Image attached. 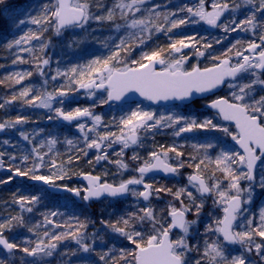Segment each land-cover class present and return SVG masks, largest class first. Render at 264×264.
<instances>
[{
	"label": "snow or ice",
	"instance_id": "obj_1",
	"mask_svg": "<svg viewBox=\"0 0 264 264\" xmlns=\"http://www.w3.org/2000/svg\"><path fill=\"white\" fill-rule=\"evenodd\" d=\"M2 2L3 0H0V3ZM147 4L148 0H117L111 8L105 9L106 15L94 14L88 0H55L54 3L45 5L41 9L39 17H32L30 21L32 24L40 25L41 32L48 31L46 25L50 23L54 26L57 35L69 27L83 28L93 20L115 23L117 13H119V18L124 21L123 27L128 31L127 37L120 39L112 54L107 58L93 59L83 67L73 66L64 72L57 70L56 76H53L52 79L64 76L70 87L88 90L92 96H95L97 91L104 90L106 98L101 99L100 104L122 101L129 93H138L147 101L159 103L169 100H190L194 94L214 92L221 86L234 89L229 97H219L208 102L206 107L214 110L212 115L201 120L182 114L157 115L153 110L137 107L120 118L118 135L113 131L101 133L99 128L102 124V117L89 108L77 107L74 110L65 111L63 108L64 97L68 96L69 90L63 87L35 95H32L31 87H25L18 95L12 97V101L20 99L27 105L54 111L56 118L63 121L69 123L77 121L76 126L83 134L84 140V147L79 148L78 151L87 156L88 150H96V162L109 160L107 149L112 148L114 144L121 146L120 152L116 155L122 157L124 150L142 144L141 132L146 135H155L163 129H172L173 135L176 137L195 131L221 132L230 137L242 150L237 151L225 147L221 148L218 154L213 157L208 154L210 149L216 147L213 143L193 144L192 148L197 152L202 151L203 155H191L186 161L185 153L178 150V147L182 146L174 144L165 147L161 145L159 151H150L147 159H142L134 153L131 159L133 161L140 160L135 168L138 175L126 180L122 179L118 184L102 181L99 175L85 173L82 174L87 180L85 188H72L65 185L66 190L76 196H81L83 192L82 199L84 201L128 195L143 201H150L154 194L159 197L160 194L167 193L173 197L174 201L178 202L179 206L176 203L168 205L166 218L163 214L158 217L156 210L146 205L138 212L129 213L114 222L103 221L102 223L113 233L118 234L119 237L132 245L131 248H120L119 257L109 256L107 253L100 255V260L105 264H205V261L206 264H251L243 255H226L221 241L227 244L243 245L248 252L253 250L254 245L256 253L264 259V209L260 211L258 225H253L252 219L244 217L245 230H237L241 227L237 224V220L243 212L242 193L248 192L250 202L252 191L251 187L242 189L240 181L247 180L251 185L256 180L257 162L261 163L262 171H264V95H256L257 86H260L261 91H264V0H245V4L252 5L254 9H250L251 14L243 20L233 19L224 23L221 22V17L226 11H229L227 2L212 3L211 11H209L205 7V0H199V5L195 8L186 7L178 10L186 11L189 14L185 18H176L177 12L167 14L156 12L155 9L159 5L146 7ZM240 7L241 5L236 4L231 10L235 11ZM9 18L11 19V17ZM201 22L212 27H223L225 32L251 31L255 33L259 28L261 30L259 43L252 41L243 51L236 50L234 53L235 63L232 62L231 57H228L227 52L222 54L226 57L223 59L221 56L209 53L210 58L214 61L211 67L193 66L191 70H186L184 67L188 57L183 54V49L193 47L194 37L173 40L168 45L170 59H165L161 55L164 51L162 48L142 52L139 59L126 60L120 56L121 51H124L126 56L129 54L134 41H138L137 46L145 44L146 41L141 36L143 33H147L150 39L153 30L171 33L173 29L182 25ZM18 23L23 24L25 21L19 20ZM115 26L117 29L122 27L120 24H115ZM33 40L40 41L41 36L29 30L9 43L8 47H16L21 51L30 52L32 49L21 48V46L30 44ZM220 42L216 41V43ZM240 43L241 41L237 40L228 49V52H232ZM41 47L46 48L47 45L42 43ZM202 47L210 49L212 44L207 43ZM245 52L250 55H245ZM196 54L204 56L205 52L197 49ZM21 62L26 61L21 60ZM42 63L48 65L49 60L43 59ZM157 65L162 67L157 70ZM249 73L255 78L247 83L242 85L226 83L229 80L236 81L242 75ZM40 74L43 75L42 70ZM31 75V72H18L11 78L20 84ZM54 102L60 104L61 107L53 108ZM2 107L4 105L0 104V108ZM48 118L51 120L53 117L49 116ZM81 118H90L91 127H87L85 123H79ZM220 121L234 124V130H230ZM26 122H28L27 117L18 116L14 121L0 123V131ZM89 133H95V136L91 137ZM21 135L26 141L30 139L28 134L21 132ZM56 143V139L47 141L49 152L52 151V147ZM66 143L73 145L74 142L69 139L66 140ZM170 153H173L174 157L169 156ZM3 155L0 153V156ZM46 155L47 153L42 154L38 148H33L30 155L20 157V162L24 167L13 165L11 170L15 176L28 177L46 185L55 186L56 181L64 180L66 176L71 179L63 164L58 166L56 160L50 157L45 160ZM11 159L14 161L16 157L12 156ZM75 159L78 160L79 156H76ZM170 160H175V163H170ZM72 162L73 157L70 156L68 163ZM91 162L89 160V163ZM111 162L118 165L122 171L129 170V164L123 159ZM46 165L50 170L48 175L42 174L40 171ZM0 166H3L2 163ZM185 167L195 168V172L188 176L192 190H189L187 186L177 188L176 191L166 187L154 188L153 184L147 183L145 180V177L152 172L161 171L167 175H178L180 169ZM53 169L55 171H52ZM204 172L207 173V176L203 174ZM8 179L11 180L12 177L10 176ZM6 182L0 181V183ZM259 183L260 187L264 189V176H261ZM133 186H142L143 190L138 191ZM206 198H212V203L223 213L222 217L214 219L213 223L205 226V233L211 232L217 235V239L210 243L205 241L200 259H190V253L193 250L199 251V248L197 246L194 249L189 243V235L199 222L205 208ZM39 199L38 196H21L15 200V203L21 206L22 211L32 212V207H25V205H35ZM185 199L187 203H185ZM50 215L55 216L56 213L53 212ZM189 215L194 219H188ZM44 219L46 223H52L47 216ZM23 223V216H12L0 222V248L7 250L8 253L20 251L26 257L34 258L28 264H38V260L52 257L57 252L59 242L68 237L74 239L83 252L94 251L91 244L87 242L86 223H80L79 227L59 234H50L45 231L43 236L31 247L17 244L5 236L6 231L10 232L14 227L23 225ZM143 225H149L151 230L141 227ZM81 229L85 231L82 232ZM29 230L31 231V229ZM176 230H179L180 235L175 234ZM256 236L261 238L259 243L254 241ZM26 243L32 242L27 241ZM72 254L75 255V253ZM0 264H5V262L0 260Z\"/></svg>",
	"mask_w": 264,
	"mask_h": 264
},
{
	"label": "trees",
	"instance_id": "obj_2",
	"mask_svg": "<svg viewBox=\"0 0 264 264\" xmlns=\"http://www.w3.org/2000/svg\"><path fill=\"white\" fill-rule=\"evenodd\" d=\"M54 2L55 0H3V2L0 3V104L4 105V107L0 108V123L10 120L14 121L18 116L27 117L28 121L30 120L32 122L39 118L36 113H41V111L37 109V107L27 105L20 99L12 101V97L18 95L25 87H31L33 89L32 95L44 92L45 83L48 81V73H54L55 65L52 63L55 58H59V62H64L66 64L67 71L73 66L83 67L93 59H104L111 55L107 53L106 50H103L102 47L101 49H95L93 51L77 52L72 46L69 47L65 42L56 45L55 40H53V30L41 32L40 25H35L30 22L32 17H39L41 9L45 5ZM88 2L92 5L93 13L98 15H106L105 9L113 6L111 0H88ZM189 2L190 0H151L150 2L148 0L146 7L159 5V7L155 9L156 12L162 14L177 12L176 18H185L189 14L186 11L178 10L190 7ZM145 15H147V13H145ZM9 17H11V19ZM19 20H24L25 23L20 24L18 23ZM99 23L100 26L105 24V29H108L110 24L115 25L117 23L122 25L121 23H123V20L119 18V13H117L115 24L108 21ZM29 30L41 36L40 41L33 40L30 44L21 46V48H30L32 51L27 52L21 51L20 48L8 47L9 43L14 39H18ZM106 31V33H101V38H110L113 41V38H115L113 33L108 30ZM120 33L121 30L119 35ZM193 35L196 39L201 40L205 44L211 43L212 46H216V41L219 40L221 41L219 46H223L225 49L235 44L237 41H234L232 34L222 38L216 36L217 32L208 33L202 27V23H198L182 25L179 28L173 29L171 33L163 32V34L153 39V43L161 44L160 46L166 48L172 42L171 36L180 39ZM240 41L241 43L238 44L237 47L241 49L240 51H243L247 39ZM42 43L46 44L47 47L42 48ZM112 49L114 50L115 47ZM210 49L202 47V51L205 50L206 56L204 60L198 63L199 66L205 67L214 63L209 53L216 54L211 52ZM112 51L109 52L111 53ZM143 51L144 49L141 48L140 51L137 52L139 54L138 57L141 56ZM148 52H150V49H148ZM227 53L228 57H233L234 55L232 52ZM123 54L126 53L123 51L122 55ZM222 54L223 53H219V55L216 56H221L222 58L224 57ZM18 57L21 59H17ZM43 59H48L49 64L43 65ZM21 60L26 62H21ZM38 65L39 67H37ZM41 70L43 71V75L40 74ZM18 72H31L32 75L26 77L22 83L17 84L15 79L11 77H14V74ZM63 78L62 76L61 80ZM53 86L54 90L61 87L68 89L69 94L74 93L75 90L74 86L70 87L67 79L65 83L61 85L54 83ZM7 101L12 102L6 103ZM57 105L58 103L55 104V106ZM42 114L43 116L40 117L42 120L38 124L41 130L44 126L47 127V123L45 124L42 122L46 120V114ZM20 125L21 124L0 131V153L4 154L0 156V163L3 165L0 166V181H7L6 183H0V222L12 216H23L24 221L23 225H17L10 232L6 231L5 236L17 244L31 247L43 236L45 231L50 234H59L62 232H69L79 227L80 223H86V232L88 234L87 242L91 244L94 251L89 253L83 252L76 241L68 237L59 242L57 252L52 257H44L38 260V264H105L104 261L100 260V255L107 253L109 256L116 255L119 257V249L122 247L127 248L129 243L122 237H116L102 222H114L123 216H127L129 213L138 212L142 206V200L128 195L117 199L106 198L93 201L92 203H79L69 194H53L44 186L29 183L30 178L28 177L15 176L14 172L11 170L13 165L24 167L20 162V157L30 155L33 148H38L41 153L45 150L39 147L41 144L44 145V143L32 139L29 134L30 139L27 141L24 140L19 131L21 130ZM71 127L72 126H69L68 128ZM66 129L67 128H65V130ZM64 135L65 140H73V145L61 147L60 150L56 152L58 155L54 154L57 158L53 155V151L49 152V154L46 155V159L48 160L50 157L58 162L59 160H64L71 156L73 157L72 163L76 173L78 172L81 174V172H89L96 174L98 171L86 164L88 155L84 156L83 153L78 151L79 148L84 147L83 134H78L77 131L68 129L64 132ZM45 137L47 136L44 135V138ZM54 137L57 141L60 140L58 135ZM5 141H7V143H5ZM180 150L186 154L189 148L181 147ZM12 156H15L16 160L13 161L11 159ZM76 156H79L78 160L75 159ZM30 164L31 160L29 161V166ZM109 165L113 168L115 163L111 162ZM10 176L12 177L11 180L8 179ZM113 176L114 181L120 182L122 179H127L130 175L128 176L126 173L120 171L119 174L116 173V175ZM70 177L71 179L65 178L64 181H56V185H67L68 187L80 189L84 188L83 183H81L76 175H70ZM21 196H38L40 198L39 202L35 205H25V207H32V212L22 211L21 206L15 203V200ZM95 204L96 206H93ZM159 204H157V206ZM53 212L56 213L55 216L50 215ZM156 212L158 217L163 214L166 218L167 206L160 204ZM45 216H47L52 223H46L44 219ZM29 229H31V231ZM81 231L83 232L85 230L81 229ZM27 241H31L32 243H26ZM72 253H75V255ZM33 259L32 257H26L25 254L20 251L6 253L3 249H0V260H3L5 264H28V262Z\"/></svg>",
	"mask_w": 264,
	"mask_h": 264
},
{
	"label": "rangeland",
	"instance_id": "obj_3",
	"mask_svg": "<svg viewBox=\"0 0 264 264\" xmlns=\"http://www.w3.org/2000/svg\"><path fill=\"white\" fill-rule=\"evenodd\" d=\"M150 1L151 0H149V2ZM116 2H117V0H111L112 5H114V3H116ZM216 2H220V3L227 2L229 4V11H226L223 14L222 23L229 22L233 19H235L237 21L243 20L246 16L251 14L250 9L254 10L252 8V5H246L245 4V0H208V1L205 0V7L209 11H211V4L216 3ZM189 3H190V7L195 8L199 5V0H190ZM236 4L241 5V7L239 9H236L235 11H232L231 9ZM123 23H124V21H123ZM123 23H121V24L123 25ZM201 23H202V27L204 28L205 23H203V22H201ZM46 26L48 27V30H53V33H54L53 40H55L56 45L63 44L62 42H65L69 47L72 46L75 49V51H77V52L78 51L88 52V51H93L95 49H101V47H102V49L106 50L107 53L112 54V52L110 53L109 51L113 50L112 48L115 47V45L119 43L120 39L125 38L128 35V31L126 29H124L123 26L121 28L117 29L115 25L110 24V27L108 29H105V24H102L100 26V23L95 21V20L90 21V23L88 25H85L83 28L71 27V28H68L66 30H63L59 35H57V33L55 32L54 26L51 23L49 25H46ZM106 30L113 33V35L115 37V38H113V41L110 38H107V39L101 38V35H102L101 33L102 32L106 33L107 32ZM120 30H121V33L119 35ZM218 30L219 31L217 32V35H216L218 37L225 38V37H228L229 35L232 34L234 41L247 39V43H246L244 48H246V46L249 42H252V41L256 42L257 40H259V36L261 34V30L259 28L257 29V31L255 33L251 32V31H249V32H243V31L225 32L223 30V27H219ZM161 34H163V32H156L155 30H153L150 39L148 38L147 33L141 34V36L145 39L146 43L143 45L137 46L138 41H134L133 45H132V49L129 50V54L127 56H126V54L122 55L123 51H121L120 56L122 58H125L126 60L139 59L140 57H138L139 54L137 52L140 51L141 48L144 49L143 52H148V49H150V51H152V50H157V49L162 48V49H164V51H163V53H161V55L165 59H170L171 58L170 57V50L168 49V47L164 48V47L160 46L161 44L153 43V41H154L153 39L156 38V36L158 37V35H161ZM190 37L195 38L192 41L193 47L183 49V54L186 57H188L185 65H184L186 70H190L193 66L198 65V63H200L202 60H204L205 56H206L205 50H203V52H205L204 56H199L196 54L197 49L202 51V45H204L205 43L199 39H196V37L194 35L190 36ZM176 39H178V38L175 36H171V41L176 40ZM219 45L220 44L217 43L216 46H212L213 49L212 48L210 49L211 52L215 53L216 55H219V53L228 52V49L232 47V45H231L225 49V48H223V46H219ZM54 48H55V46H54ZM236 50H241V49L236 47V49H233L232 53H235ZM212 55H214V54H212ZM232 60L234 63L236 62L235 55H233ZM52 64L55 65L54 66L55 67L54 73L53 74L48 73V76H47L48 81L45 83L44 92L53 91L54 90L53 89L54 83L61 85V84L66 82V78L64 76H63L64 78L62 80H61L62 76L57 77L55 80L52 79L53 76H56L57 70H59L61 72L66 71V64L64 62H59V58H55L53 60ZM254 78L255 77L252 76L250 73L244 74L237 81L230 82V83H234L236 85H242L244 83L249 82L250 80H252ZM233 90L234 89H232V88L226 87L224 90L225 95L229 97ZM256 95L257 96L264 95L263 91H261V89H260V86H257V88H256ZM104 98H106L105 91L102 93H96L95 96H92V95H90L89 92L78 93V92H76V88H75L74 93L68 94V96L64 97L63 108L65 111L74 110L77 107L82 108V109L83 108H89L95 114L100 115L102 117V124L99 128V131L101 133L106 132V131H113V132H116L118 135H119L118 122H119L120 118L123 116H126L130 111L135 110V108H137V107L144 108L145 110H153L157 113V115H160V114H165V115L182 114V115H185L186 117L196 118V119H201V120L206 117L204 115L198 117L197 115L185 113V112L190 111V109L182 110L181 107H173V106L172 107H165V108L152 107V106H149L145 102H138V103H131V104L127 103V104H123V105L100 104V100L104 99ZM55 104H56V102H54L53 108L61 107L60 104H58L57 106H55ZM102 106H104V107H102ZM37 109H39L41 111V113L40 112L36 113L39 118H37L36 121H34V122L29 120L28 122L21 124L20 125L21 130H19V131H20V133L23 132L25 134H29L32 139H35L38 142L44 143L43 146H41L42 144L39 146V147H41V149H45L44 152H42V154H44V153L49 154L47 141L50 139H56L54 136L58 135L60 140L57 141V143L52 147L53 155L54 154L57 155L56 152L58 150H60L61 147L68 145L66 143V140H65L64 132H66L68 129L69 130L70 129L75 130L78 132V134L81 132L79 131V129L76 126L77 123H76V125H72L71 128H68V126H65L62 124L60 118H56V114L54 111H51V110L46 109V108H40V107H37ZM42 113L46 114V120L42 121V122H44L45 124L47 123V127L44 126V128H42V130H41L40 127L38 126V124L42 120L40 118L43 116ZM49 116H51L53 118L50 120L48 118ZM79 123H85L87 127H91V125H92V121L90 118H88L84 122H79ZM227 126L229 127L230 130H233L230 125L227 124ZM65 128H67V129L65 130ZM44 135L47 137L44 138ZM89 135L91 137H94L95 133H89ZM221 135L225 136V134L218 132L217 135L208 134V136H202V137H200L201 135L196 134V133H193V134L192 133H185L180 137H176L173 135L172 129H163L160 132L156 133L155 135H152V134L146 135L145 133L141 132V137H142V141H143L142 144L132 146V147H129L128 149L124 150V154L122 157L116 155V153L120 152L121 146L119 144H114L112 148L107 149V152L110 155L109 160H101L99 162H96L95 155L97 153H96V150L93 149V150L88 151V156H87L88 160H87L86 164L90 165V167L92 169L98 170V172L96 174L103 176V178H105V180L107 182L118 184L119 182L118 181L116 182L113 179L114 178L113 175H116V172L114 170L116 169L117 172L121 171L122 173H128L130 170H128L127 172L122 171L121 169H119L118 165H116V164H115V166H113V168H111V166L109 164H111V161H113V160L123 159L125 162H127L126 160H129V162H127V163L129 164V167H131L133 164L132 163L133 160L131 159V157L133 156L134 153L138 154V156L142 159H145V158L147 159L148 153L150 151H153V150L159 151L161 145H163L165 147H169V146H172L175 144L177 146H182V147H190V146L192 147L193 144L205 143L207 140H209L211 142L212 140H214V136L215 137L218 136V138H219ZM220 138L222 139L223 142H227V143H229L230 146H232L231 143L229 142L230 137L225 136V137H220ZM180 148L181 147H178V150H180ZM41 151H43V150H41ZM169 156L174 157V154L170 153ZM114 157H117V158H114ZM59 159H61V158H59ZM68 159H69V157L65 158L64 160H59L57 162V165L60 166L61 164H63L67 170L68 176L76 175L79 179L80 173H78V172L76 173L75 169L73 168V163L69 164ZM45 160H47L46 156H45ZM89 160H91L92 162L89 163ZM173 161H175V160H173ZM40 171L42 174H45V175L50 174V170H49L47 165L44 168H42ZM52 171H55V170L53 169ZM81 173H85V172H81ZM256 173H257V179L253 184L250 185L249 183H247L246 180H242V182H244L245 185H243V186L241 185V188L242 189H248L249 187H251L252 191H251L250 202H249L248 192L244 191L242 193V196L244 197V200H245V207L243 209L241 217L238 219L239 223H237V224L241 225V227H242V224L244 225V217H247V218L253 220L254 216H255L256 219H254L253 221L256 220L259 223L260 211L262 209H264V189H262L260 187V183H259L261 176H264V171H262L261 163H260ZM182 174H183V172L180 169V173L177 175V177L180 178ZM217 175H219V174H217ZM66 178H67V176H66ZM221 179H222V177H221ZM64 180H60V181H64ZM186 182H188V181H186ZM225 183H227V181H225ZM83 186H84V184H83ZM186 186L189 187V190H192L190 185H189V182L186 183ZM133 187H135L137 190L136 186H133ZM259 194H260V196L262 195L263 197H262V199H260V206H257L258 208L256 209V213L253 215V211H252L253 210V204H255L256 199L259 196ZM157 199L163 200V197L160 196ZM175 203L177 204V206H179V204L177 202H175ZM146 205L151 206L149 203L143 202L142 206L140 208H143ZM93 206H96V204ZM210 208H211V211L201 213V216H200V219H199V222L197 223V225L199 223H202L205 225L211 224V223H213L214 219L222 217V215H223L222 210L220 208L216 207L212 203V199H211V207ZM191 219H194V217L192 216L190 218V220ZM143 227L147 228L149 231L151 230L149 225L148 226L143 225ZM241 227L239 229H241ZM110 231H111V229H110ZM113 234L116 237L118 236V234H115V233H113ZM203 237H204V239L207 238V241L209 243L217 239V235H214L211 232L205 233V231H204ZM260 241H261V238L259 241H255V243H259ZM130 245L131 244L127 245V248H131L132 245L131 246ZM204 245H205V243L202 241V244H200L198 246L199 250H203ZM236 250L237 249H233L231 251V250L225 249V253H226V255H231L232 253H240L241 254V253H244L246 249L244 247L243 250H239V249L237 251ZM253 250L256 253L254 245H253ZM232 256H233V254H232ZM205 264H206V261H205ZM260 264H264V259H262Z\"/></svg>",
	"mask_w": 264,
	"mask_h": 264
},
{
	"label": "flooded vegetation",
	"instance_id": "obj_4",
	"mask_svg": "<svg viewBox=\"0 0 264 264\" xmlns=\"http://www.w3.org/2000/svg\"><path fill=\"white\" fill-rule=\"evenodd\" d=\"M208 1V0H207ZM223 21V18L221 17V22ZM205 25H206V23H205ZM218 28L219 27H217L214 31H212V32H209V31H207L206 30V28L204 27V30L206 31V32H208V33H214V32H218L219 30H218ZM257 43H259V40L258 41H256ZM245 55H250V53H248V52H245L244 53ZM223 58H226V57H223ZM222 58V59H223ZM232 58V57H231ZM232 62H233V60H232ZM234 63V62H233ZM213 65V64H212ZM212 65H209V66H212ZM196 66H199V65H196ZM209 66H206V67H209ZM200 67V66H199ZM202 68H204V67H202ZM238 80V79H237ZM236 80V81H237ZM230 82H234V81H228L227 83H230ZM227 86H224L222 89H221V91H219L218 93H216V94H213V95H210V96H208V97H206V98H202V99H197V100H195V101H192V102H190V103H174V104H171V105H167V106H158V105H150V104H148L147 102H145V101H141V102H145V103H147L149 106H152V107H160V108H165V107H181L182 108V110H188V109H190V111H188V112H185V113H188V114H192V115H197L198 117L199 116H202V115H204V116H210V115H212V113L214 112V111H212V110H210L209 108H207L206 107V105L208 104V102L210 101V100H212V99H216V98H219V97H228V96H226L225 95V88H226ZM263 93H264V91H263ZM136 103H138V102H136ZM127 104V103H126ZM129 104V103H128ZM88 119V118H87ZM86 119V120H87ZM217 119H219V118H217ZM85 120V121H86ZM82 122H84V121H82ZM220 123L221 124H228V125H230L231 127H232V129L234 130V125L233 124H229L228 122H224V121H220ZM192 134L193 133H196V134H199V135H201L200 137H202V136H208V134H214V135H217L218 134V132H216V131H212V132H205V131H195V132H191ZM226 136V135H225ZM224 135H221L220 137H225ZM218 138V136H214V140H212L211 142L209 141V140H207L205 143H208V142H210V143H213L216 147H214L213 149H210L209 150V152H208V154L210 155V156H215V155H217L218 154V152H219V150L221 149V148H225V147H230V148H233V149H235V150H237V151H241L234 143H232V140H231V138H229V142L231 143V145L232 146H230L229 145V143H227V142H223L222 141V139L221 138ZM134 146H136V145H134ZM189 148V150L187 151L188 153H186L185 154V156H184V159L187 161V158L189 157V156H191V155H196V156H202L203 155V152L202 151H200V152H197L196 150H194L191 146L190 147H188ZM147 158H148V156H147ZM146 159V158H145ZM127 162H129V160H126ZM132 161V160H131ZM170 163H175V161H173V160H170L169 161ZM190 162V161H189ZM132 166L131 167H129V172L128 173H126L129 177L128 178H130V177H132V176H136V175H138L136 172H135V168H136V166L140 163V160H137L136 162L135 161H132ZM182 170V172H183V174L181 175V177L180 178H178L177 177V175H174L173 177H171V178H168V177H164V176H161L160 174H158V173H155V172H152V173H149L146 177H145V180H146V182L147 183H151V184H153V187L154 188H156V187H166V188H171L173 191H176L177 190V188H180V187H185L186 186V183H188V182H186V181H188V176L190 175V174H192V173H194L195 172V168L193 167V168H188V167H186V168H184V169H181ZM98 171V170H97ZM116 173H118L119 174V172H117V170L115 169L114 170ZM127 172V171H126ZM257 172V171H256ZM179 173H180V171H179ZM93 174V173H92ZM205 176H207V173L206 172H204L203 173ZM256 174V179H257V173H255ZM94 175H99V174H94ZM100 177H101V179H102V181H106L105 180V178H103V176H101V175H99ZM187 176V177H186ZM127 178V179H128ZM126 180V179H125ZM247 181V180H246ZM256 181V180H255ZM255 181H253L251 184H253ZM241 185L243 186V185H245V183L244 182H242V180H241ZM248 183V182H247ZM250 184V183H249ZM137 187V190L138 191H142L143 190V188H142V186H136ZM163 197V200H160V199H157V198H159V197ZM160 196L159 197H156L155 196V194L153 195V198L150 200V201H143L142 200V202H147V203H149L150 205H151V207H153L155 210L157 209V207H159V205L160 204H163L164 206H167V208H168V205L170 204V203H175L176 201H174V199H173V197L171 196V195H169V194H167V193H162V194H160ZM261 197V198H260ZM262 195L260 196V194H259V196L257 197V199H256V202H255V204H253V215L256 213V209L258 208L257 206H260V199H262ZM211 199L212 198H206V203H205V208H204V211L203 212H209V211H211ZM242 200L244 201V203H243V206H242V209H244V207H245V200H244V197L242 196ZM160 203V204H159ZM178 203V202H177ZM185 203H187V200L185 199ZM157 204H159L158 206H157ZM192 216L191 215H189V217H188V219H190ZM254 219H256L255 218V216H254ZM253 219V220H254ZM237 223H239L238 222V220H237ZM259 223H258V221H253V225H258ZM205 224H202V223H199L198 225H196L195 226V228L192 230V232L190 233V235H189V243L193 246V248L195 249L197 246H199L200 244H202V241L205 243V241H207V238L206 239H204V237H203V235H204V231H205ZM237 230H240V231H243V230H245V227H244V225L242 224V227H241V229H237ZM175 234L176 235H180V233H179V230H176V232H175ZM260 240V237H258V236H256V237H254V241H259ZM223 245H224V249H228V250H233V249H239V250H243V248L245 247V246H243V245H240V244H235V245H231V244H227L226 242H221ZM204 247H205V245H204ZM246 249V248H245ZM203 250H204V248H203ZM203 250H199V251H195V250H193L191 253H190V259H200L201 258V254L203 253ZM236 250V251H237ZM232 253V252H231ZM233 254V256H237V255H243V256H245V258H246V260H248V261H250L251 262V264H260V262L262 261V259H261V255H259V254H257V253H255L254 252V250H252L251 252H248V251H246L245 250V252L244 253H232ZM232 254L230 255V256H232Z\"/></svg>",
	"mask_w": 264,
	"mask_h": 264
},
{
	"label": "water",
	"instance_id": "obj_5",
	"mask_svg": "<svg viewBox=\"0 0 264 264\" xmlns=\"http://www.w3.org/2000/svg\"><path fill=\"white\" fill-rule=\"evenodd\" d=\"M70 28V27H69ZM205 28H206V30L207 31H209V32H212V31H214L217 27H212V26H209V25H205ZM162 66L161 65H157V70H159L160 68H161ZM199 67V66H198ZM209 67H211V66H209ZM201 68V67H200ZM229 81H231V80H229ZM228 82V81H227ZM226 82V83H227ZM224 86H221L220 88H217V89H215L214 90V92H210V93H205V94H194L193 95V97L190 99V100H185V101H178V100H169V101H160L159 103H156V102H150V101H147V100H145L143 97H140L139 96V94L138 93H129L128 94V96H126L125 97V99L124 100H122V101H113V102H111L110 104H112V103H115V104H124V103H126V102H135V101H147L149 104H151V105H159V106H165V105H170V104H174V103H190V102H192V101H195V100H197V99H202V98H206V97H208V96H210V95H213V94H216V93H218L219 91H221V89L223 88ZM104 90H99V91H97L96 93H100V92H103ZM76 92H78V93H83V92H89L88 90H85V89H76ZM109 105V104H108ZM211 110V109H210ZM212 111H214V110H212ZM87 118H81L80 120H79V122H82V121H85ZM61 122L64 124V125H73V124H75V123H77V121H73V122H71V123H69V122H66V121H63L62 119H61ZM234 125V124H233ZM232 143H234L235 144V142H233L232 141ZM236 145V144H235ZM237 146V145H236ZM238 147V146H237ZM239 148V147H238ZM241 150V149H240ZM242 151V150H241ZM259 163L260 162H257V167H258V165H259ZM257 167H256V169H257ZM155 173H158V174H160L161 176H164V177H168V178H171V177H173L174 175H167V174H165V173H163V172H161V171H156ZM255 173H256V170H255ZM82 174H85V173H82ZM80 175V177H79V179H80V181L81 182H83L84 184H85V187L87 186V180H85L84 179V177H83V175ZM92 174V173H91ZM193 174V173H192ZM92 175H94V174H92ZM102 180V179H101ZM248 183H249V181H247ZM29 183H31V184H38V185H41V186H44V187H46L47 188V190L49 191V192H51V193H53V194H69V195H71L77 202H80V203H82V202H85V203H88V202H91V201H93V200H96V199H93V200H89V201H84L83 199H82V196H83V192L81 193V196H76L74 193H71V192H69V191H67L66 190V188H65V186H63V185H55V186H53V185H46V184H43V183H41V182H37V181H33V180H29ZM124 197V196H123ZM104 198H112V197H101V198H99V199H104ZM117 198H122V197H117ZM242 206H243V204H242ZM231 245H235V244H231ZM2 249V248H1ZM6 253H8L7 252V250H5V249H3Z\"/></svg>",
	"mask_w": 264,
	"mask_h": 264
}]
</instances>
